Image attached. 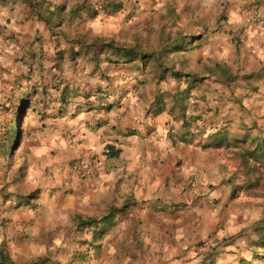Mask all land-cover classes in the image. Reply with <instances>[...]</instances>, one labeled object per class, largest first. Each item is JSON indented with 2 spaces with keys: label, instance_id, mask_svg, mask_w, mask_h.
Masks as SVG:
<instances>
[{
  "label": "crops",
  "instance_id": "0c3cea01",
  "mask_svg": "<svg viewBox=\"0 0 264 264\" xmlns=\"http://www.w3.org/2000/svg\"><path fill=\"white\" fill-rule=\"evenodd\" d=\"M159 2L140 5L147 11ZM128 3L0 0V133L9 118L24 121L27 130L18 151L7 149V160L0 145V246L15 262H31L53 236L59 248L64 236L58 233L73 217L90 220L77 227L93 235L79 243L88 251L72 264L233 263L224 248L211 249L224 238L222 214L212 208L220 192L209 195L207 186L221 180V129L206 126L200 107L191 113V103L207 101L186 96L192 77L176 79L178 88L167 80H174L170 72H191L178 68L189 62L215 72L237 52L231 32L243 22L210 40L185 33L165 55L136 48L152 57L131 66L101 42L110 38L101 26L124 16ZM246 26L251 41L262 45V27ZM176 43L185 50L176 53ZM187 52L179 65L164 61ZM105 85L114 95L110 109L102 110L96 95ZM109 146L115 155L103 154Z\"/></svg>",
  "mask_w": 264,
  "mask_h": 264
},
{
  "label": "rangeland",
  "instance_id": "374dc122",
  "mask_svg": "<svg viewBox=\"0 0 264 264\" xmlns=\"http://www.w3.org/2000/svg\"><path fill=\"white\" fill-rule=\"evenodd\" d=\"M141 1L128 0L124 16L112 18L111 24L106 20V24L101 27L110 38L101 42L112 43L119 48L128 46L150 54L165 55L170 42L184 38L185 33L193 36L205 34L206 40H210V37L214 38L218 34L228 35V30L232 27L230 24L243 22L238 31H230L238 41L237 52L232 53L221 67L215 68V72L205 70L209 69L206 67L199 69L192 62H189L188 67L180 65L178 68H190L191 72L187 73L196 78H189V82L194 78H206L205 85L186 96L202 97L207 101L203 106L191 103L189 108L192 113L200 107L198 115L202 113L206 126L211 130L221 129L217 145L222 152L219 156L221 169L217 170L221 180L212 181L207 186L209 195L216 190L220 192V197H212V208L222 214L220 231L224 232V238L211 249L224 248L221 250L222 254L230 252L233 258L231 264H264V156L259 151L264 150V146H257V141L260 144L263 141L264 144V41L262 45L256 46L251 41L253 36L249 33L250 27L246 26L255 23L262 27L260 30L264 33V0H158L159 7L149 8L147 11L141 7ZM243 36L246 37L242 38ZM188 54L189 52L171 54L169 57L165 56L164 61L179 65ZM107 70L109 73L111 69ZM126 72L135 71L130 69ZM168 81L178 88L176 79ZM186 84H182L181 89H186ZM104 87L109 96L104 100L97 92L96 97L101 102L112 100L114 95L110 86ZM169 89L171 90V86ZM187 102H191L190 99ZM101 109L105 110L104 107ZM2 129L0 145L4 148L7 160L8 151H18L27 136V130L25 122L17 118L5 120ZM225 131L237 137L225 139L222 137ZM213 159H216L215 155L209 157V160ZM3 193H7V190L3 189ZM2 197L5 198L6 195L3 194ZM22 204L29 205L31 202L28 200ZM82 223L92 224L90 220L71 217L64 231L58 233L64 236L59 248L54 247L55 236L47 239L48 242L43 238V243L48 244L38 250L31 262L17 263L72 264L76 256H85L87 248L80 246L78 249V245L87 240V235L93 234L85 231L79 233L77 225ZM5 250L11 255L7 247Z\"/></svg>",
  "mask_w": 264,
  "mask_h": 264
},
{
  "label": "trees",
  "instance_id": "16d2710c",
  "mask_svg": "<svg viewBox=\"0 0 264 264\" xmlns=\"http://www.w3.org/2000/svg\"><path fill=\"white\" fill-rule=\"evenodd\" d=\"M174 46H176L175 50H174L176 53H180L181 51L185 50L184 45L182 43H179V44L176 43V45H174ZM107 47L111 48V50L113 51L114 59L118 60L119 62L122 61L121 63L126 62L127 64H129L131 66H135L138 62H142V63L146 64L147 60L151 59V57H152V56H148L146 54L137 52V50L135 48H119V47L114 46V44H112V43L108 44ZM126 63H124V64H126ZM165 75H166V72L164 71L163 74H161V78L166 79ZM170 77L173 79H178V78L184 77L186 79V77L189 78L192 76H189V74H183L181 72L174 71V72H170ZM193 77H195V76H193ZM195 78L193 81H191L192 83L194 82L193 86L190 87L189 91H187V92H190L195 88L194 87L195 83L202 82L205 79V78H199V79L198 78L195 79ZM107 92L108 91L105 88L99 91L100 96L103 97L104 100H107L106 98L109 96V94H107ZM175 96L177 98H180V97L183 98L184 97L183 94H177ZM110 105H111V100H108L106 102V106H102V107H104V109L107 110V109H110ZM217 141L219 143V138L217 139ZM257 146L258 147L264 146L263 141L261 142V144L259 141H257ZM108 148L111 149V153L109 156L115 155L114 150L110 146ZM259 151H260L261 155L264 156V150L259 149ZM0 264H19V263L15 262L12 259L10 253L6 252V250L3 246H0ZM34 264H37V263H34Z\"/></svg>",
  "mask_w": 264,
  "mask_h": 264
},
{
  "label": "built area",
  "instance_id": "2783aa9c",
  "mask_svg": "<svg viewBox=\"0 0 264 264\" xmlns=\"http://www.w3.org/2000/svg\"><path fill=\"white\" fill-rule=\"evenodd\" d=\"M101 106H106V102H104V101L101 102ZM110 153H111V149L108 148V147H106V148L103 150V154H104L105 156H109ZM75 170H76V171H79L80 169H79L78 167H75ZM81 174H82L83 177H87V176H89V175L91 174V172H90L89 170H87V171H83V172H81ZM193 183H194V184H197V183H198V178H194V179H193Z\"/></svg>",
  "mask_w": 264,
  "mask_h": 264
}]
</instances>
